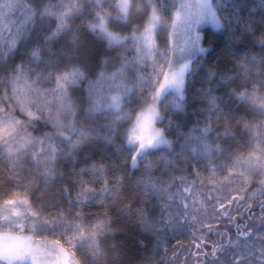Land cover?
Listing matches in <instances>:
<instances>
[{
	"label": "clouds",
	"instance_id": "obj_1",
	"mask_svg": "<svg viewBox=\"0 0 264 264\" xmlns=\"http://www.w3.org/2000/svg\"><path fill=\"white\" fill-rule=\"evenodd\" d=\"M0 264H264V0H0Z\"/></svg>",
	"mask_w": 264,
	"mask_h": 264
}]
</instances>
